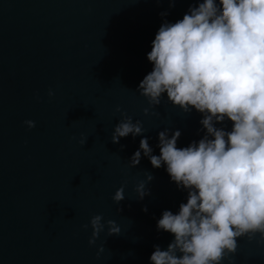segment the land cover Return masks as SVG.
Listing matches in <instances>:
<instances>
[{"label": "water", "instance_id": "water-1", "mask_svg": "<svg viewBox=\"0 0 264 264\" xmlns=\"http://www.w3.org/2000/svg\"><path fill=\"white\" fill-rule=\"evenodd\" d=\"M195 4L0 0V264H152L154 246L166 250L173 235L156 222L164 210L178 212L187 190L142 152L134 167L129 160L142 136L159 155L160 131L170 137L179 130L177 147L205 135L200 112H184L164 94L145 115L149 105L138 91L153 67L147 53L158 28ZM117 106L145 131L113 143L122 119ZM216 126L231 130L232 122ZM141 181L142 199L135 191ZM122 185L124 199L116 203L112 195ZM96 214L120 232L108 235L105 223L89 245ZM258 239L238 238L222 264H264Z\"/></svg>", "mask_w": 264, "mask_h": 264}, {"label": "clouds", "instance_id": "clouds-1", "mask_svg": "<svg viewBox=\"0 0 264 264\" xmlns=\"http://www.w3.org/2000/svg\"><path fill=\"white\" fill-rule=\"evenodd\" d=\"M151 44L147 59L153 67L138 84L149 105L143 113L148 115L166 94L184 112L202 114L205 135L177 147L179 130L170 137L168 129L160 131L159 155L142 136L129 160L134 167L142 152L187 190L178 212L164 210L156 222L173 240L166 250L154 246L149 259L152 264H222L236 252L238 238L252 240L258 234L257 243L264 242V0H196L182 19L163 22ZM53 94L50 89L48 95ZM116 111L122 119L114 126L113 143L145 131L142 121L134 122L119 106ZM226 119L231 130L216 126ZM24 123L35 127L32 120ZM135 191L142 199L145 182ZM122 199L123 185L112 195L116 203ZM102 219L101 214L90 218L89 245L105 223L108 235L119 234L114 220Z\"/></svg>", "mask_w": 264, "mask_h": 264}]
</instances>
